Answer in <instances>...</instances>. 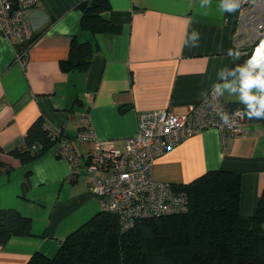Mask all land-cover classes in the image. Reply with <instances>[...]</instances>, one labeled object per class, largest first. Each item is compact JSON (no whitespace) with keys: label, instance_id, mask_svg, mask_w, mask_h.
Returning a JSON list of instances; mask_svg holds the SVG:
<instances>
[{"label":"crops","instance_id":"1","mask_svg":"<svg viewBox=\"0 0 264 264\" xmlns=\"http://www.w3.org/2000/svg\"><path fill=\"white\" fill-rule=\"evenodd\" d=\"M83 1L37 0L27 17L32 43L20 61L17 52L27 44L13 45L0 33V161L11 166L0 175V207L31 221L29 235L0 246V264H26L36 253L53 258L101 212L86 170L91 145L75 139L82 115L99 140L120 147L135 135L140 112L184 113L217 85L223 102L247 109L234 69L245 60L232 42L239 8L222 11V0H108L111 9L102 17L120 30L112 34L81 27ZM84 43L92 50L89 67L61 70L71 47ZM37 118L72 139L76 174L56 155V144L28 162L10 153L22 147ZM215 170L240 176L239 211L252 216L264 204V120L248 119L224 147L217 130L199 132L157 157L151 177L185 185Z\"/></svg>","mask_w":264,"mask_h":264},{"label":"trees","instance_id":"2","mask_svg":"<svg viewBox=\"0 0 264 264\" xmlns=\"http://www.w3.org/2000/svg\"><path fill=\"white\" fill-rule=\"evenodd\" d=\"M80 7L83 29L93 33L120 31L102 17L111 9L108 0H84ZM31 43L32 39L23 50ZM91 55L88 44L73 45L68 59L60 64L61 70H86ZM244 61L234 69L240 71ZM54 146L47 124L37 118L28 128L22 147L10 153L28 162ZM10 167L0 161V175ZM26 187L27 181L23 190ZM174 187L187 195L185 213L138 220L121 232L116 217L101 211L69 235L53 258L36 253L26 264H264V204H259L252 216L240 214L238 174L210 171ZM30 226L29 218L0 207V246L11 236L29 235Z\"/></svg>","mask_w":264,"mask_h":264},{"label":"built area","instance_id":"3","mask_svg":"<svg viewBox=\"0 0 264 264\" xmlns=\"http://www.w3.org/2000/svg\"><path fill=\"white\" fill-rule=\"evenodd\" d=\"M36 4L37 0H0V33L11 44L31 40L27 17ZM261 41H264V0H240L233 46L246 62ZM25 53V50L17 52V60ZM244 112L240 106L223 102L214 87L184 113L167 109L140 112L135 135L125 138L120 147L99 140L88 116L82 115L75 139L91 145L86 153V170L91 175L90 192L101 199V211L116 217L121 232L131 229L138 220L185 213L186 193L171 183L152 179L154 160L206 129L217 130L223 147L226 146L229 140L242 134L248 120ZM225 121L232 127H227ZM47 127L57 146L56 155L67 160L72 174H76L78 157L72 139L61 130Z\"/></svg>","mask_w":264,"mask_h":264},{"label":"clouds","instance_id":"4","mask_svg":"<svg viewBox=\"0 0 264 264\" xmlns=\"http://www.w3.org/2000/svg\"><path fill=\"white\" fill-rule=\"evenodd\" d=\"M240 7V0H222L221 10L226 12H233ZM187 35V33H186ZM193 40H198L199 33L193 31L191 33ZM198 46V45H195ZM230 55H235L239 58V52H233L229 50ZM259 70L256 72V70ZM241 72V99L246 103L247 110L244 112V116L248 119H264V41L257 46L251 57L246 60L245 65L240 67ZM219 75L223 76L221 71ZM225 88H229L230 85L225 84ZM257 89L261 92L260 95L253 94L252 90ZM220 86H216L217 93L220 92ZM227 127H232L231 124L225 121Z\"/></svg>","mask_w":264,"mask_h":264}]
</instances>
